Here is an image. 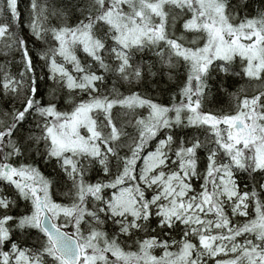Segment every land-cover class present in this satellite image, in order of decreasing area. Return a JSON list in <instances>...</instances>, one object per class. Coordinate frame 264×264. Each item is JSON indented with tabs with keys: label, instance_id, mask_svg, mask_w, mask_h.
I'll list each match as a JSON object with an SVG mask.
<instances>
[{
	"label": "snow or ice",
	"instance_id": "obj_1",
	"mask_svg": "<svg viewBox=\"0 0 264 264\" xmlns=\"http://www.w3.org/2000/svg\"><path fill=\"white\" fill-rule=\"evenodd\" d=\"M0 264H264V0H0Z\"/></svg>",
	"mask_w": 264,
	"mask_h": 264
}]
</instances>
